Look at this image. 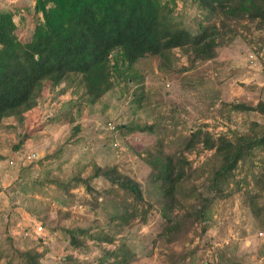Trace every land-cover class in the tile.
Here are the masks:
<instances>
[{"label":"rangeland","instance_id":"obj_1","mask_svg":"<svg viewBox=\"0 0 264 264\" xmlns=\"http://www.w3.org/2000/svg\"><path fill=\"white\" fill-rule=\"evenodd\" d=\"M161 1L172 9L170 22L192 34L216 21L194 0ZM35 6L36 0H0V12L12 14L22 42L32 39L42 21ZM191 61L190 54L175 49L167 60L148 56L131 66L116 53L114 86L97 103L88 99L80 76L70 75L49 86L34 109L3 121L0 264H21L16 251L31 249L43 253L41 264H112L105 251L122 243L135 253L132 264H228L232 256L245 264H264L263 146L255 147L233 173L219 176L215 186L211 179L220 166L215 151L198 146L187 153L194 174L181 196L192 200L189 190L196 189L212 198L204 234L185 207L165 209L161 182L150 179L146 158L159 141L173 153L176 140L198 129L215 138L261 134L264 115L233 105L264 102V27L242 30L218 49L214 60ZM96 166H114L141 183L154 206L147 223L110 224L113 196L110 201L104 196L112 185L102 177L91 182L101 194L96 210L86 202L91 194L83 185L68 187L75 177L91 176ZM133 207L131 202L127 211ZM59 211L71 217L58 221ZM168 219L172 228L166 232ZM70 227L89 229L79 235L85 242L79 248L64 231ZM100 229L115 235V242L98 240Z\"/></svg>","mask_w":264,"mask_h":264},{"label":"trees","instance_id":"obj_2","mask_svg":"<svg viewBox=\"0 0 264 264\" xmlns=\"http://www.w3.org/2000/svg\"><path fill=\"white\" fill-rule=\"evenodd\" d=\"M194 1L216 17L215 22L197 34L175 27L169 20L172 9L161 0H36L35 10L42 15V21L27 42L18 38L12 14L0 12V126L5 119L20 117L34 109L49 86L62 84L70 75L80 76L88 99L92 104L97 103L114 86L113 54H121L132 66L148 56L167 60L173 50L180 49L191 55L194 65L217 58L219 48L229 45L242 30H250L253 24L258 29L264 27V0ZM233 107L264 115V102L255 107L242 104ZM175 144L177 148L173 153L166 151L163 141H159L153 151H147L149 176L161 182L165 209L172 211L177 204L185 207L204 234L212 198L196 189H188L192 200L186 201L181 196L187 189L184 182L194 174L187 153L198 146L215 151L220 160L211 179L215 186L219 176L233 173L255 147H264V130L261 134L230 139L225 135L215 138L210 132L198 129L189 137L176 140ZM100 177L112 185L103 196L105 201L113 196L114 212L110 216L113 227L122 228L125 222L135 219L147 223L154 206L146 201L141 183L114 166H96L91 176L75 177L68 187L83 185L91 194L86 202L96 210L101 194L91 182ZM131 202L133 210L127 211ZM70 217V212L59 211L57 220ZM167 224L166 232L172 228L171 219ZM64 231L69 234L70 243L79 248L85 243L79 235H87L89 229L70 227ZM115 237L101 229L96 235L98 240L109 244L115 242ZM105 254L113 259L112 264H132L135 259V253L125 243ZM16 256L21 258V264H41L43 253L37 249L17 250ZM75 263L80 264L76 260ZM228 264L245 263L232 256Z\"/></svg>","mask_w":264,"mask_h":264},{"label":"built area","instance_id":"obj_3","mask_svg":"<svg viewBox=\"0 0 264 264\" xmlns=\"http://www.w3.org/2000/svg\"><path fill=\"white\" fill-rule=\"evenodd\" d=\"M42 227L41 226H39V228H38V232H42Z\"/></svg>","mask_w":264,"mask_h":264}]
</instances>
